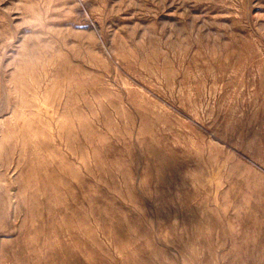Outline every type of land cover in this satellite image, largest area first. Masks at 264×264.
Listing matches in <instances>:
<instances>
[{
    "label": "rangeland",
    "instance_id": "1",
    "mask_svg": "<svg viewBox=\"0 0 264 264\" xmlns=\"http://www.w3.org/2000/svg\"><path fill=\"white\" fill-rule=\"evenodd\" d=\"M0 264H264V0H0Z\"/></svg>",
    "mask_w": 264,
    "mask_h": 264
}]
</instances>
